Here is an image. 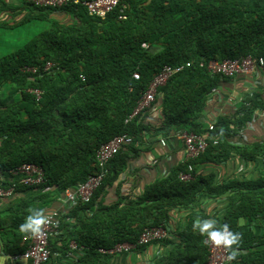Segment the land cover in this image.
Masks as SVG:
<instances>
[{
	"label": "trees",
	"instance_id": "trees-1",
	"mask_svg": "<svg viewBox=\"0 0 264 264\" xmlns=\"http://www.w3.org/2000/svg\"><path fill=\"white\" fill-rule=\"evenodd\" d=\"M123 5V13L120 7L105 19L90 16L81 5L23 6L29 10L24 23L38 20L48 26L0 58V172L8 178L3 187L16 185V190L34 192L4 215L0 212L5 252L24 253L28 233L20 231V225L30 209L44 211L65 190L85 182L99 170V148L128 134L133 142L107 163L91 201L72 206L59 220L61 234L50 240V261L53 248L69 250L75 242L81 252L77 264H110L114 256L103 255L100 249L136 244L146 227L167 226L170 211L189 208L196 196L206 194L213 199L228 197L227 212L218 224L242 236L237 259L230 264H264V232L253 230L257 221L264 224V179L215 185L211 177L194 174L183 182L184 163L147 186L136 200L122 198L107 207L101 203L126 169L128 149L147 135L168 139L187 131L216 138L218 144L210 140L193 164L220 162L234 153L253 161L264 154V142L244 148L231 142L253 121L257 109L264 111L263 93L246 98L232 117L219 119L211 130L199 121L210 95L229 79L212 75L210 62L250 55L264 59V0H124ZM52 14L68 16L71 22L52 20ZM48 63L54 66L46 69ZM187 63L191 66L171 77L148 109L128 120L156 74L165 66ZM30 90L39 91L40 97ZM155 108L162 113L158 124L152 120ZM28 163L44 168L43 184L18 185L12 171ZM242 219L250 223L242 224ZM170 237L150 245H170ZM205 238L182 233L169 256L155 264H206ZM148 246L137 245L134 251Z\"/></svg>",
	"mask_w": 264,
	"mask_h": 264
},
{
	"label": "crops",
	"instance_id": "crops-1",
	"mask_svg": "<svg viewBox=\"0 0 264 264\" xmlns=\"http://www.w3.org/2000/svg\"><path fill=\"white\" fill-rule=\"evenodd\" d=\"M23 6L17 0H0V29H13L17 25L28 23L23 21L29 10L24 9ZM50 19L71 22L68 16L58 14H52ZM43 24H46V27L48 26L45 21H43ZM20 47L16 46L14 51ZM3 52L0 50V58L7 55ZM256 92L264 94V68H258L251 76L238 75L226 81L223 80L219 88L210 95L199 121L207 129L221 118L232 117L240 109V105L244 100L253 96ZM2 95L5 96V93ZM17 97L19 98V95ZM161 114L160 108L154 109L152 113L154 123H159ZM162 139L163 137L147 135L143 141L132 144L127 152L129 155L127 167L115 185L108 188L106 194L102 196L101 203L103 206L107 207L122 198L136 200L147 186L157 180L167 178L172 171L184 165L183 142L171 137L166 140V145L162 146ZM231 142L238 148H244L254 143H263L264 121L256 115L242 132L231 139ZM193 165L196 177H211L210 179L214 180L215 185H222L231 181L249 182L264 179V154L257 156L253 161H248L234 153L230 158L220 162L199 161ZM7 181L8 178L0 172V187H3V185L7 187ZM17 187H15L11 198H0V212L3 215L4 211L8 210L11 205L14 204L13 206L16 207L17 204L34 195V192L30 189L19 187L16 190ZM63 197L64 195L44 209L45 216L52 211H61L65 215L70 211L71 207L66 209L63 205ZM228 205L227 196L213 199L206 194H200L196 196V202L191 207L170 211V219L166 222V225L171 229L172 244L156 243L149 245L142 252L134 251L126 255H117L111 259L110 264H155L159 259L165 260L176 246V243L180 242L182 233H198L192 227L195 219H215L221 223ZM241 222L242 224L250 223L248 219H242ZM253 230L256 234L263 233L264 224L257 221ZM6 239L5 233L0 231V256L8 257L5 264H24L21 261L12 260L11 256L13 254L5 252L4 240ZM53 251L54 255L49 264H77V259L81 255L80 251H73L70 246L69 250L67 248L64 251L61 248L60 251H56L53 248Z\"/></svg>",
	"mask_w": 264,
	"mask_h": 264
},
{
	"label": "built area",
	"instance_id": "built-area-1",
	"mask_svg": "<svg viewBox=\"0 0 264 264\" xmlns=\"http://www.w3.org/2000/svg\"><path fill=\"white\" fill-rule=\"evenodd\" d=\"M22 5H32L34 7L45 9H60L68 5H81L85 7L90 16L105 19L107 15L117 8H121L120 12L126 8L123 5L124 0H17ZM146 47V46H145ZM54 66L48 63L46 69ZM191 63L179 66H165L153 78L147 91L143 94L138 103V107L130 115L128 120L137 116L141 111L148 109L155 101L159 93V89L166 85L174 75L182 72L186 67H190ZM264 67V59L254 57L252 55L235 60L212 61L208 65V70L212 75H221L225 78H234L238 75L251 76L258 68ZM25 71L35 73L36 69L25 67ZM134 78L139 80L138 73L134 74ZM31 93L40 97V92L30 90ZM255 115H258L264 121V111L257 109ZM127 120V121H128ZM126 121V122H127ZM214 125L210 126V130ZM175 139L183 142L184 146V163L187 164V172L180 174V180L189 182L195 174V167L192 162L200 158L208 149L209 141L213 140L214 145L218 144L216 138H210L208 133L198 134L194 132L180 131L174 136ZM166 138L161 140V145H166ZM133 142V137L128 134H122L113 137L110 141L103 144L96 154L97 166L99 170L90 176L85 182L80 183L74 189H67L64 192L62 203L67 209L75 206L78 203L87 204L91 201L95 192L101 186L104 170L107 163L114 159L120 150L130 145ZM12 174L18 177V185L25 187L39 186L44 183V168L37 164H24L21 167L12 171ZM16 185L8 188L0 187V198H11L14 194ZM65 215L61 211H52L47 214L48 223L43 226V233L38 237L27 234L24 237V243L27 248L24 253L11 256L14 261H21L24 264H49L51 259L50 240L61 234L59 230V220ZM171 236V229L168 226L146 227L140 234L136 244L120 243L111 249H100L99 252L103 255L117 256L125 255L134 251L138 246L150 245L153 242L166 239ZM207 238H205L206 241ZM209 259L206 264H230L227 257L229 250L214 246L210 241L205 242ZM70 248L73 251H80L77 244L72 242Z\"/></svg>",
	"mask_w": 264,
	"mask_h": 264
},
{
	"label": "clouds",
	"instance_id": "clouds-1",
	"mask_svg": "<svg viewBox=\"0 0 264 264\" xmlns=\"http://www.w3.org/2000/svg\"><path fill=\"white\" fill-rule=\"evenodd\" d=\"M48 223V219L43 210L30 209L25 221L20 225V231L38 237L43 233V226ZM193 230L198 231L202 236H206V243L210 241L214 246L229 250L227 257L231 262L237 259L238 249L242 241L240 233H233L227 225H219L215 219L197 218L193 222ZM8 257L0 256V264H5Z\"/></svg>",
	"mask_w": 264,
	"mask_h": 264
},
{
	"label": "rangeland",
	"instance_id": "rangeland-1",
	"mask_svg": "<svg viewBox=\"0 0 264 264\" xmlns=\"http://www.w3.org/2000/svg\"><path fill=\"white\" fill-rule=\"evenodd\" d=\"M46 24L40 21H31L20 24L13 29H0V50L11 54L16 46H23L34 35L41 32ZM1 56V53H0Z\"/></svg>",
	"mask_w": 264,
	"mask_h": 264
}]
</instances>
